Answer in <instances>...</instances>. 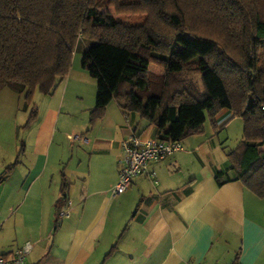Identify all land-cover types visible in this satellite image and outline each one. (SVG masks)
Instances as JSON below:
<instances>
[{"label": "crops", "instance_id": "obj_1", "mask_svg": "<svg viewBox=\"0 0 264 264\" xmlns=\"http://www.w3.org/2000/svg\"><path fill=\"white\" fill-rule=\"evenodd\" d=\"M74 68L0 161V173L12 167L0 184V255L30 245L26 264H264V197L234 180L205 127L114 195L123 143L161 135L116 100L93 120L97 88ZM234 118L224 109L211 124L222 130ZM218 172L233 180L219 185Z\"/></svg>", "mask_w": 264, "mask_h": 264}, {"label": "trees", "instance_id": "obj_2", "mask_svg": "<svg viewBox=\"0 0 264 264\" xmlns=\"http://www.w3.org/2000/svg\"><path fill=\"white\" fill-rule=\"evenodd\" d=\"M82 40L94 42L82 63L97 83L93 120L116 100L183 142L230 109L244 129L226 170L264 197V0H0V93L54 95Z\"/></svg>", "mask_w": 264, "mask_h": 264}, {"label": "rangeland", "instance_id": "obj_3", "mask_svg": "<svg viewBox=\"0 0 264 264\" xmlns=\"http://www.w3.org/2000/svg\"><path fill=\"white\" fill-rule=\"evenodd\" d=\"M132 21L139 19H131ZM94 42L92 41H80L75 49L73 64L75 63V71H79V73L83 74L84 79L86 81H91V85L94 88H97V83L94 78H92L89 73L83 72L82 63H83V54L89 46H92ZM86 73V74H85ZM200 86L203 87L201 80H199ZM63 84V83H62ZM60 87V86H59ZM58 87V88H59ZM58 90V89H57ZM57 92V91H56ZM55 92V93H56ZM56 95V94H55ZM53 95L52 97H54ZM58 94L56 98L53 100L55 102L57 100ZM49 97L48 104L52 102ZM47 100V96H44L39 91H36L33 95L31 102H26L24 96H20L16 92L9 90V88H5L2 93H0V161L7 156H13L14 151V143L17 145L21 144L24 134L27 133L30 128L26 124L30 118V114L34 105L38 108L41 107L42 101ZM36 122V121H35ZM211 118L206 120L204 124L206 134L204 135L205 139H210L214 137L217 140L221 141L220 149L217 152L219 156H227V153L234 150L240 140L243 137V129L244 124L243 120L239 117H235L232 123H228L226 127L222 130H216L215 127L212 126ZM35 124V123H33ZM213 128H212V127ZM32 128V127H31ZM215 132H213V130ZM225 148V149H224ZM205 150V149H204ZM198 171L203 170L199 164L197 165ZM7 168V167H6ZM6 168L2 170L4 173ZM12 172V171H11ZM0 173V176L3 175ZM233 171L229 172V175H232ZM1 191V190H0ZM3 202H6V194H2Z\"/></svg>", "mask_w": 264, "mask_h": 264}, {"label": "built area", "instance_id": "obj_4", "mask_svg": "<svg viewBox=\"0 0 264 264\" xmlns=\"http://www.w3.org/2000/svg\"><path fill=\"white\" fill-rule=\"evenodd\" d=\"M122 147L124 160L121 161L119 182L114 188V195L125 192L132 184L133 178L144 173L151 161L162 160L184 149L182 142L143 140L139 137L129 138ZM60 216L65 217L66 213L62 212ZM31 249V246L27 245L9 258L0 255V264H26V256Z\"/></svg>", "mask_w": 264, "mask_h": 264}]
</instances>
